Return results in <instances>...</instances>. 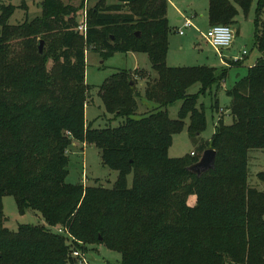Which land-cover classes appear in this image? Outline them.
<instances>
[{
    "label": "trees",
    "instance_id": "trees-1",
    "mask_svg": "<svg viewBox=\"0 0 264 264\" xmlns=\"http://www.w3.org/2000/svg\"><path fill=\"white\" fill-rule=\"evenodd\" d=\"M94 1L84 36L77 10L62 0H42V16L22 27L8 23L16 7L0 8V264H79L73 252L99 246L120 254L114 264H264V191L247 183L249 151L264 150V0L253 20L258 57L226 90L232 123L220 118L200 154L183 158L168 157L172 138L185 120L191 139L206 129L199 97L221 87L231 61L220 69L168 67L167 0ZM251 3L209 0V27L235 25ZM38 34L52 43L46 53L25 38ZM89 52L103 60L147 54L155 73L119 70L99 86L115 128L95 129L85 120L93 105V88L85 83ZM133 75L144 80V97L155 104L138 119L141 95ZM195 85L198 92L189 94ZM177 102L178 117L171 120L167 108ZM74 142L100 151L103 164L118 173L112 188L66 182ZM206 149L215 151L214 167L191 173ZM256 177L264 185V172ZM8 195L20 214L38 213L47 227L5 228L2 198Z\"/></svg>",
    "mask_w": 264,
    "mask_h": 264
},
{
    "label": "rangeland",
    "instance_id": "rangeland-1",
    "mask_svg": "<svg viewBox=\"0 0 264 264\" xmlns=\"http://www.w3.org/2000/svg\"><path fill=\"white\" fill-rule=\"evenodd\" d=\"M257 1L252 0L247 16L239 12V15L236 17V24L229 25L234 36L231 50H236L238 58L241 57L242 59L229 61L232 67L227 70V77L218 90H216V87H213L212 94L207 93L205 96L199 97L198 102L203 105L206 116V129L197 138L191 139L187 132L188 120H185V126L182 131L172 138V144L167 152L169 158H183L191 153L200 154V146L210 142L215 126L220 118H223L225 125L232 123V118L226 110V107L230 103L226 90L232 88L238 80L246 75L247 68L254 65L256 56H258L252 39L254 31L253 20ZM41 2L42 0H0V8L2 5L9 4L16 7L8 23L11 26L22 27L32 24L33 21L42 16ZM62 2L71 5L77 10L78 22L81 20L84 11L96 5L94 0H62ZM208 2L209 0H167L168 50L166 65L168 67L206 66L220 69L222 67L221 61L224 58L230 60V52L227 49H221L219 51L221 56H219L203 38V35L206 34L209 28L207 17ZM107 3L112 4L114 1L108 0ZM137 9L141 11L143 8H139L138 6ZM125 10L128 11L129 8L125 7ZM185 19H188L192 26L182 29ZM178 29L183 30V35L177 34ZM25 38L26 40H31V44L34 45L35 49H37L39 41H42V50L45 53L48 51L49 46L52 45L43 34ZM243 51L248 53L247 57L250 58L248 62L245 60L246 57L242 56ZM50 65L48 63V67ZM119 70L133 72L132 74L143 71L145 72V76L147 74L152 78L155 76L147 54L116 53L107 60H103L97 53H87L85 83L93 88L90 93L93 98V105L86 107L85 120L88 123L93 122L95 129H103L108 126L115 128L118 126V122H110L109 120L112 116L104 112L102 102L98 97V88L107 78ZM133 76L137 83L136 89L141 95V98L137 99L138 110L134 116V118L138 119L151 112L155 108V104L147 101L144 97V80L140 76ZM198 90L199 85H195L188 90V93L195 94ZM213 95H216L215 100L219 107L218 110L211 109L212 102H215ZM180 106L181 102H177L167 108V115L171 120L177 119ZM104 113L105 117L103 118L101 116ZM68 157L69 173L66 178L67 183L82 184L84 186L103 185L105 188H112L118 173L110 170L103 164L100 151L97 148L92 145H81L74 142L69 148ZM248 157V186L258 191H264V185L256 177L258 173L264 172V150H250ZM131 180L132 176L129 175L127 177L129 186L131 185ZM187 203L193 206L196 203L195 196H190ZM2 205L5 217L4 227L11 232H16L20 225L47 227L44 219L38 213L27 211L24 214H20L12 196H4L2 198ZM85 258L88 264H114L120 261L121 256L118 252L108 250L104 246H99L95 247L93 251L87 252Z\"/></svg>",
    "mask_w": 264,
    "mask_h": 264
},
{
    "label": "built area",
    "instance_id": "built-area-1",
    "mask_svg": "<svg viewBox=\"0 0 264 264\" xmlns=\"http://www.w3.org/2000/svg\"><path fill=\"white\" fill-rule=\"evenodd\" d=\"M192 24L188 19H185L182 24V29H186L191 27ZM87 29V10L83 12V15L81 17V20L79 21V24L77 26V31L80 32L83 36L86 33ZM178 29L177 34L183 35V30ZM203 38L207 41V43L219 54V51L221 49H229L233 43V31L229 26H213L209 27L206 34L203 35ZM246 52H242V56L245 55ZM242 59L241 57L238 58V55L235 54L232 58L233 61H237ZM191 156L194 155V153L190 154ZM61 232V231H59ZM73 257L78 259L79 264H88L85 258V254H82L81 252L75 251L73 252Z\"/></svg>",
    "mask_w": 264,
    "mask_h": 264
},
{
    "label": "water",
    "instance_id": "water-1",
    "mask_svg": "<svg viewBox=\"0 0 264 264\" xmlns=\"http://www.w3.org/2000/svg\"><path fill=\"white\" fill-rule=\"evenodd\" d=\"M43 42L39 41L38 50L39 53H42ZM215 161V151L212 149H206L202 152L199 160L189 167V171L196 175H201L202 173L212 169L214 167Z\"/></svg>",
    "mask_w": 264,
    "mask_h": 264
},
{
    "label": "crops",
    "instance_id": "crops-1",
    "mask_svg": "<svg viewBox=\"0 0 264 264\" xmlns=\"http://www.w3.org/2000/svg\"><path fill=\"white\" fill-rule=\"evenodd\" d=\"M227 50L230 52V58H229L230 60H226L225 58H224V59L222 58V59H223V60L221 61V66H222V67L227 66V63H228L229 61L232 60L231 58H233L234 55L238 53L236 50H233V49L231 50V47H230L229 49H227ZM230 50H231V51H230ZM219 56H221V53H220V52H219ZM247 56H248V53H246L245 55H243V57H246V59H245L246 62H248L249 59H250V58H248ZM249 57H250V56H249ZM257 57H258V56H256V58H257ZM232 61H233V60H232ZM246 62H245V63H246ZM254 63H255V62H254ZM247 67H248V66H247Z\"/></svg>",
    "mask_w": 264,
    "mask_h": 264
}]
</instances>
